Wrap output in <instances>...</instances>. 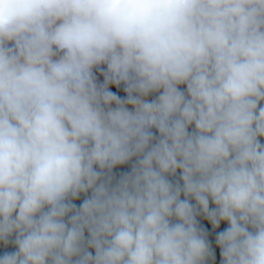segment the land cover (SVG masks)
<instances>
[{
  "label": "clouds",
  "instance_id": "clouds-1",
  "mask_svg": "<svg viewBox=\"0 0 264 264\" xmlns=\"http://www.w3.org/2000/svg\"><path fill=\"white\" fill-rule=\"evenodd\" d=\"M0 264H264V0H0Z\"/></svg>",
  "mask_w": 264,
  "mask_h": 264
}]
</instances>
